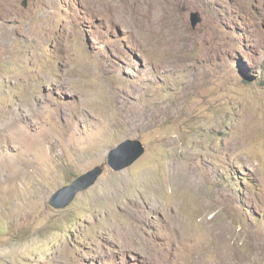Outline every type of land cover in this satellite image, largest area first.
<instances>
[{
  "label": "rangeland",
  "instance_id": "rangeland-1",
  "mask_svg": "<svg viewBox=\"0 0 264 264\" xmlns=\"http://www.w3.org/2000/svg\"><path fill=\"white\" fill-rule=\"evenodd\" d=\"M0 16V264H264V0H0ZM126 139L146 152L112 170Z\"/></svg>",
  "mask_w": 264,
  "mask_h": 264
},
{
  "label": "water",
  "instance_id": "water-1",
  "mask_svg": "<svg viewBox=\"0 0 264 264\" xmlns=\"http://www.w3.org/2000/svg\"><path fill=\"white\" fill-rule=\"evenodd\" d=\"M202 20L203 18L200 12L196 11L191 13V22L194 28ZM145 152L146 146L140 139H126L110 150L107 165L112 170L121 171L138 161ZM105 168L106 164L103 163L80 175L71 184L65 185L57 190L52 196L50 203L56 208L68 207L79 192L85 191L97 183L103 175Z\"/></svg>",
  "mask_w": 264,
  "mask_h": 264
},
{
  "label": "bare ground",
  "instance_id": "bare-ground-1",
  "mask_svg": "<svg viewBox=\"0 0 264 264\" xmlns=\"http://www.w3.org/2000/svg\"><path fill=\"white\" fill-rule=\"evenodd\" d=\"M0 19H1V16H0ZM182 182H183V181H182ZM71 183H72V182H71ZM71 183H70V184H71ZM51 198H52V197H51ZM63 208H64V207H63ZM212 233H213V232H212L211 230H209L208 234L211 235ZM157 245H158V244H157ZM155 246H156V245H155ZM161 248H162V247H161ZM195 253H196V252H195ZM206 257H207V256H206ZM210 257H211V256H210Z\"/></svg>",
  "mask_w": 264,
  "mask_h": 264
},
{
  "label": "clouds",
  "instance_id": "clouds-1",
  "mask_svg": "<svg viewBox=\"0 0 264 264\" xmlns=\"http://www.w3.org/2000/svg\"><path fill=\"white\" fill-rule=\"evenodd\" d=\"M196 12V11H195ZM198 12V11H197ZM202 16V15H201Z\"/></svg>",
  "mask_w": 264,
  "mask_h": 264
}]
</instances>
